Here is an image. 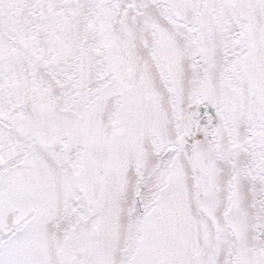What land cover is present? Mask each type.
Segmentation results:
<instances>
[{"label":"snow or ice","instance_id":"1","mask_svg":"<svg viewBox=\"0 0 264 264\" xmlns=\"http://www.w3.org/2000/svg\"><path fill=\"white\" fill-rule=\"evenodd\" d=\"M0 264H264V0H0Z\"/></svg>","mask_w":264,"mask_h":264}]
</instances>
